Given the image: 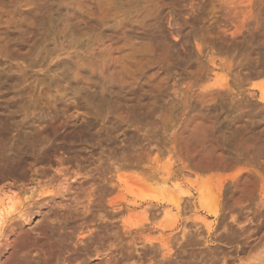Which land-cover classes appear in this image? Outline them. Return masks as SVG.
Here are the masks:
<instances>
[{"label":"rangeland","instance_id":"obj_1","mask_svg":"<svg viewBox=\"0 0 264 264\" xmlns=\"http://www.w3.org/2000/svg\"><path fill=\"white\" fill-rule=\"evenodd\" d=\"M0 264H264V0H0Z\"/></svg>","mask_w":264,"mask_h":264},{"label":"bare ground","instance_id":"obj_2","mask_svg":"<svg viewBox=\"0 0 264 264\" xmlns=\"http://www.w3.org/2000/svg\"><path fill=\"white\" fill-rule=\"evenodd\" d=\"M214 191V190H213ZM212 193V192H211ZM27 232V231H26ZM21 232V233H19L18 234V236H16L14 239H13V242L15 243V244H18V245H22L23 244V242L27 239V238H29V233L27 232Z\"/></svg>","mask_w":264,"mask_h":264},{"label":"water","instance_id":"obj_3","mask_svg":"<svg viewBox=\"0 0 264 264\" xmlns=\"http://www.w3.org/2000/svg\"><path fill=\"white\" fill-rule=\"evenodd\" d=\"M30 234V238L34 239L35 238V235L31 232H28Z\"/></svg>","mask_w":264,"mask_h":264}]
</instances>
